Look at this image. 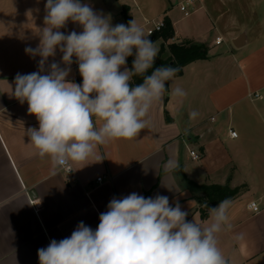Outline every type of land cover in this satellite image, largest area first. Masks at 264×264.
Wrapping results in <instances>:
<instances>
[{
	"label": "crops",
	"instance_id": "crops-1",
	"mask_svg": "<svg viewBox=\"0 0 264 264\" xmlns=\"http://www.w3.org/2000/svg\"><path fill=\"white\" fill-rule=\"evenodd\" d=\"M151 1L140 7L133 0V9L127 0H82L110 14L113 26L128 24L127 6L146 35L148 21L167 17L175 35L166 44L204 43L210 57L186 65L169 81L137 138L99 146V162L89 158L73 164L69 173H53L47 156L31 154L26 132L38 129L36 117L28 113L27 102L11 95L17 73L38 71L40 58L30 57L25 48L39 44L46 0H0V264H39L38 249L70 237L81 221L95 230L109 201L132 192L168 196L170 204L178 201L189 213L187 220L207 221L200 211L201 193L188 180L239 188L230 200L232 228L217 235L218 247L227 264H264V0H200L189 16L179 10L182 0ZM73 30L82 27L69 21L61 29ZM241 35L244 44L236 47L233 42ZM219 36L223 42L216 44ZM163 42L155 41L159 50ZM224 44L232 57L220 50ZM61 57L57 51L49 63ZM71 68L67 79L82 83L78 65ZM176 87L187 95H169ZM256 93L261 97L250 96ZM192 111L198 113L194 119ZM101 123L96 119L97 126ZM169 160L178 167L165 171ZM252 201L259 211L249 208Z\"/></svg>",
	"mask_w": 264,
	"mask_h": 264
},
{
	"label": "clouds",
	"instance_id": "clouds-1",
	"mask_svg": "<svg viewBox=\"0 0 264 264\" xmlns=\"http://www.w3.org/2000/svg\"><path fill=\"white\" fill-rule=\"evenodd\" d=\"M45 13L39 44L25 48L30 57L40 58L38 71L17 73L11 95L21 104L27 102L28 113L38 121V129L26 132L31 154L47 156L53 173L71 172L75 163L103 160L99 146L137 138L179 69L154 67L159 48L134 19L113 26L110 14L82 0H46ZM69 21L82 31H61ZM57 51L61 60L49 63ZM129 57H134L131 68ZM74 62L80 84L67 79ZM138 76L142 83L133 85ZM168 94L187 95L180 87ZM197 115L192 111L189 118ZM96 119L102 121L99 126ZM164 167L169 171L178 165L169 160ZM231 203L225 199L214 207L205 204L208 220L197 222L187 220L189 213L178 201L170 204L168 196L132 192L113 197L95 230L79 222L70 237L52 239L38 249L39 264H227L217 235L232 228Z\"/></svg>",
	"mask_w": 264,
	"mask_h": 264
},
{
	"label": "trees",
	"instance_id": "trees-1",
	"mask_svg": "<svg viewBox=\"0 0 264 264\" xmlns=\"http://www.w3.org/2000/svg\"><path fill=\"white\" fill-rule=\"evenodd\" d=\"M123 14L127 22L131 21L127 6L124 7ZM165 24L166 26L161 31H157L150 35V39L154 42L160 39L164 41L159 50L154 67L160 65L174 66L179 69L176 76H180L183 74L186 65L196 60L208 59L210 57L209 47L204 43L185 41L182 43L170 42L166 44L165 42H168L174 37L175 29L172 22L167 17L165 18ZM132 60V57L127 59L130 68L132 66ZM148 74H151V70H149ZM142 81L143 77H134L132 84H139L142 83ZM166 87L169 89V82ZM188 184L201 193L199 198L201 201L200 211L202 218L208 217L207 208L204 206L205 204L214 207L225 199H233L240 191L239 188H231L229 185L197 184L191 180H188Z\"/></svg>",
	"mask_w": 264,
	"mask_h": 264
},
{
	"label": "built area",
	"instance_id": "built-area-1",
	"mask_svg": "<svg viewBox=\"0 0 264 264\" xmlns=\"http://www.w3.org/2000/svg\"><path fill=\"white\" fill-rule=\"evenodd\" d=\"M199 1L200 0H182L179 3L180 10L183 12V14L185 16H189L192 12H194L195 7ZM165 26H166L165 19L148 21L147 22V35H152L157 31H161ZM222 42H223V38L220 36L215 39L216 44H221ZM252 95L256 96V97H261V94H259V93L250 94V96H252ZM231 134H232V136H237L236 131H232ZM191 154H192L193 158H195V159L200 158V154L197 153L196 151H192ZM64 171L69 173L68 170H64ZM71 171H72V169H71ZM98 180L101 181L102 178H98ZM249 208L255 212L260 210L259 204L255 201H252L249 203Z\"/></svg>",
	"mask_w": 264,
	"mask_h": 264
},
{
	"label": "rangeland",
	"instance_id": "rangeland-1",
	"mask_svg": "<svg viewBox=\"0 0 264 264\" xmlns=\"http://www.w3.org/2000/svg\"><path fill=\"white\" fill-rule=\"evenodd\" d=\"M128 1V3L132 6V8L133 9H135L136 7L134 6V4H133V0H127ZM174 1V4L175 3H177V2H179L180 0H173ZM210 1H214V0H209V2ZM169 3V0H167L166 1V3ZM137 3L139 4V6L140 7H142L143 5L145 6V5H148V4H150V6L151 5H153V2L151 1V0H145V1H142V0H137ZM203 3L205 4L206 3V0H203ZM135 7V8H134ZM180 8V7H179ZM137 9V8H136ZM180 10V9H179ZM180 12H182L181 10H180ZM182 14H183V12H182ZM157 19H160V18H157ZM229 45L231 46H233V43H229ZM235 50H239V49H237V48H234ZM220 50H224L225 51V53L224 54H227V55H230V57H232L231 56V52L230 51H228V49L226 48V44H224L223 46H221L220 47Z\"/></svg>",
	"mask_w": 264,
	"mask_h": 264
},
{
	"label": "water",
	"instance_id": "water-1",
	"mask_svg": "<svg viewBox=\"0 0 264 264\" xmlns=\"http://www.w3.org/2000/svg\"><path fill=\"white\" fill-rule=\"evenodd\" d=\"M244 41H245L244 35H241L237 39H235L233 43L236 47H241L244 44Z\"/></svg>",
	"mask_w": 264,
	"mask_h": 264
}]
</instances>
